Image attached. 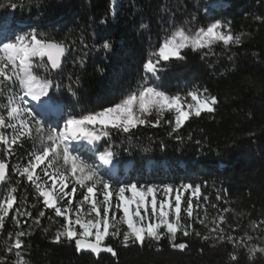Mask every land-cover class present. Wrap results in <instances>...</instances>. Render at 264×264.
I'll use <instances>...</instances> for the list:
<instances>
[{
	"label": "snow or ice",
	"instance_id": "snow-or-ice-1",
	"mask_svg": "<svg viewBox=\"0 0 264 264\" xmlns=\"http://www.w3.org/2000/svg\"><path fill=\"white\" fill-rule=\"evenodd\" d=\"M260 2L264 4V0ZM193 5L196 11L187 12L178 22L173 7L187 11L186 6H172L163 0L157 21L162 35L157 45H149L142 63L143 75L134 86L121 90L118 102L90 110L82 101L81 72L90 53H98L104 60L114 55L116 41L107 29L117 19V0H109L108 11L100 19L90 17V44L85 40V29L76 39L69 33L58 40L39 26L20 27L14 20L9 22L7 15L0 18V264H32L31 244L27 241L37 229L47 235L49 228L41 223L46 217L50 221L53 217L63 218L48 238L50 244L73 247L81 260L91 257L97 264L102 254L120 264L118 248L136 250L138 264H188L193 255L202 262L205 248L197 247L193 254L192 243L178 236L194 237L209 248L225 244L243 248L250 262L257 259V253L264 257V246L245 243L253 241L252 235L245 232L237 238L222 227L227 207L220 210L218 220L213 218L207 233L196 229L195 223L208 228L205 218L194 215V207L200 209L203 201L207 216L210 198L202 189L208 181L161 186L113 179L119 155L116 149L124 140L137 138L133 130L166 125L168 138L183 145L193 139L191 134L184 136L181 132L187 122L204 115L214 121L224 104L236 98L230 91L213 93L199 82L175 92L164 86L166 74L183 67L189 51L205 60L215 55L217 45L229 53L231 66L230 70L216 73L217 79L233 91L240 86L234 80L239 70L238 54L231 51V46H242L251 34H234L232 21L226 18L206 15L205 22L200 23L199 9H206V5L203 0H193ZM132 6L134 14L143 11L135 0ZM33 7L43 9L46 4L44 0H0V10L23 12ZM42 14L37 12L38 16ZM253 20L264 24V15L256 14ZM151 27L143 18L133 25L137 33L150 32ZM77 39L88 51L73 57ZM69 59L80 71L68 70ZM96 71L104 75L105 69L97 65ZM69 108L71 111L65 113ZM120 133L127 135L117 144ZM247 135L252 144L259 143L256 131ZM151 143L149 138L144 151L151 150ZM159 147L164 151L167 143L160 139ZM157 192L162 194L159 199ZM215 199L229 203L228 190L218 189ZM211 207L218 208V204ZM37 208L34 215L33 209ZM260 225L264 220L251 223L253 229ZM9 227L11 230H7ZM165 240L166 244L162 242ZM228 255L232 264H239L237 251Z\"/></svg>",
	"mask_w": 264,
	"mask_h": 264
},
{
	"label": "trees",
	"instance_id": "trees-1",
	"mask_svg": "<svg viewBox=\"0 0 264 264\" xmlns=\"http://www.w3.org/2000/svg\"><path fill=\"white\" fill-rule=\"evenodd\" d=\"M44 2L46 7L43 9L33 7L23 12L20 9L0 10V18L7 15L9 22L14 20L20 27L26 24L39 26L41 30L49 32L58 40L69 33L76 39L81 29H85V40L90 44L91 29L88 25L93 22L90 17L100 19L108 11L109 5V0H44ZM162 2L163 0H135L143 11L134 14L133 0H117V19L107 29V33L116 41L115 53L107 60L98 53H90L81 72L83 85L81 96L86 108L90 110L99 108L100 104L118 102L121 90L134 86L143 75L142 63L150 50L149 45L150 43L153 46L157 45L162 35L157 23L158 9ZM168 2L172 6L177 4L186 6L187 11H176L173 7L175 20L178 22L185 18L187 12L196 11L193 0ZM203 4L206 5V9L203 7L199 9L200 23L205 22L206 15L209 18H226L232 21L234 34L242 31L251 34V39L246 38L242 46H231V51L238 54L239 70L234 80L240 86L235 91L230 90L226 83L216 77V73L230 70L231 67L227 59L229 53L222 50V45L215 46V55L205 60L200 58V54L189 51L186 64L166 74L164 86L175 92L199 82L207 85L213 93L219 91L223 95L230 91L236 98L224 104L223 111L216 114L214 121L204 115L202 119L193 118L187 122L181 132L184 136L191 134L193 139L183 145L168 138L166 125L160 128L140 126L133 130L137 133V138L131 141L124 140L127 134H118L116 143L120 144L121 140H124V143L116 149L119 155L117 174L113 179L120 183L137 182L138 185L161 186L167 183L179 185L181 182L208 181V186L202 189L210 198L206 205L207 216L205 217L203 201L200 209L194 207V215L198 213L205 218L208 228L195 223L196 229L201 233H207L212 226L213 218L218 220L220 210L227 207L229 211L223 213L226 223L222 225L226 232L237 238L247 232L254 239L251 242L245 241L246 244L264 246V225L256 229L251 227L253 221L264 220V63L257 62V59L264 60V24H257L253 20L256 14L264 15V4L260 0H227L226 3L225 0H203ZM38 11L43 14L38 16ZM141 18L151 23L150 32L137 33L134 30L133 25L138 24ZM83 51L88 49H84L77 39L73 57L81 55ZM254 52L258 53V56L254 57ZM97 65L104 67V75L96 71ZM68 70L80 71L78 65L73 67L71 59L68 62ZM68 111L71 109H65V113ZM60 126L63 127V120L60 121ZM252 131L257 132L259 143L250 142L247 134ZM149 138L152 141L151 150L146 152L144 147L149 145ZM160 139L167 143L164 151L160 150ZM196 140H200L201 145H197ZM217 152L223 155L218 156ZM96 162L99 163L98 160ZM221 188L228 190L227 204L215 199L217 190ZM28 191V200L31 203L32 190L29 188ZM160 195L161 193L157 192V198ZM213 203L218 204V208H212ZM37 210L38 208L33 209L34 215ZM182 216H185L183 212ZM62 222V217H53L52 221L46 217L41 223L49 228L47 235L37 229L28 238L27 242L31 244L32 264H97L91 257H84L81 260L76 256L73 247L56 246L48 242V238ZM8 224L10 225L11 221H8ZM229 225L236 231L232 232ZM178 239L189 240L192 243L193 254L197 247L205 248L206 255L202 262L193 255L188 264H232L228 255L232 251L238 252L239 264H264V257H261V254L257 253V259L250 262L243 248L233 249L231 244L209 248L207 244L194 237L178 236ZM109 242L116 243L111 240ZM162 242L167 243L166 240ZM118 252L120 264H138L136 250L118 248ZM99 264L114 262L108 254H102Z\"/></svg>",
	"mask_w": 264,
	"mask_h": 264
},
{
	"label": "rangeland",
	"instance_id": "rangeland-1",
	"mask_svg": "<svg viewBox=\"0 0 264 264\" xmlns=\"http://www.w3.org/2000/svg\"><path fill=\"white\" fill-rule=\"evenodd\" d=\"M161 195H162V194H161ZM161 195H160V196H161ZM160 196L158 197V199L160 198Z\"/></svg>",
	"mask_w": 264,
	"mask_h": 264
}]
</instances>
